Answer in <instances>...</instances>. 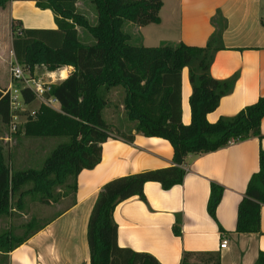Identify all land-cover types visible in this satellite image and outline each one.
<instances>
[{
	"label": "trees",
	"instance_id": "obj_1",
	"mask_svg": "<svg viewBox=\"0 0 264 264\" xmlns=\"http://www.w3.org/2000/svg\"><path fill=\"white\" fill-rule=\"evenodd\" d=\"M9 1L0 0V8ZM77 1L36 0L37 7L53 12L56 24L53 29L24 28L20 20L11 21L12 51L24 70L32 74L37 67H43L45 72L69 66L72 70L45 93L57 99L60 109L40 104L37 111L27 114L22 125L25 136H65L67 140L48 154L40 168L16 171L4 161L0 145V216L11 214L12 198L16 195L14 206L21 209L26 195L39 196L41 202L48 203L56 200V190L62 186L66 192L76 190L77 174L100 162L101 144L112 136L103 111L108 106V92L121 86L124 91L121 105L127 119L134 122L135 132L168 140L173 148V164L117 177L102 185L87 223L89 264H160L148 253L118 245L114 208L133 196L145 200L143 185L147 181L159 182L164 189L180 184L185 174L182 165L188 154L206 153L233 141L260 137L264 94L235 115L210 123L207 113L218 106L220 98L234 85L233 79L219 80L210 75L214 53L210 41L203 47L183 42L132 45L130 35L123 30L124 23L138 26L159 23L162 0H90L96 14L94 24L78 10ZM79 29L93 41L84 42ZM184 67H188L192 89L189 124L181 120ZM4 90L0 87V121L8 125L11 114ZM21 94L25 104L35 100L27 88L21 89ZM124 136L126 140L133 139L131 133ZM258 165L238 203L237 233L260 230L264 149L259 150ZM27 184L30 186L23 189ZM222 192L220 185L211 182L206 208L213 219ZM34 223V218L26 222L25 234L20 237L10 230L0 232V253L14 250L42 228ZM174 232H180L178 226ZM178 264H220V254L185 251ZM256 264H264V252H259Z\"/></svg>",
	"mask_w": 264,
	"mask_h": 264
},
{
	"label": "crops",
	"instance_id": "obj_2",
	"mask_svg": "<svg viewBox=\"0 0 264 264\" xmlns=\"http://www.w3.org/2000/svg\"><path fill=\"white\" fill-rule=\"evenodd\" d=\"M1 15L9 20L10 41L12 20H20L24 28H56L53 12L37 7L36 0H11L0 8ZM159 15V23H132L127 32L130 38L139 36L144 46L183 42L203 47L210 41L214 49L210 75L219 80H234L232 90L207 113L210 123L235 115L264 94V0H162ZM191 91L189 70L184 67V124L191 119ZM54 107L59 110V102ZM120 107L124 112L121 104ZM115 115L106 121L118 129ZM119 115L127 133L111 134L101 144L100 162L77 174L71 204L46 220L20 246L0 253L6 264H89L87 223L102 185L117 177L173 164V148L168 140L136 133L134 123L126 122L124 113ZM260 132V137L233 141L206 153L188 154L180 184L164 189L159 182L147 181L143 185L145 200L133 196L117 204L113 219L118 245L148 253L160 264H178L185 251L219 252L220 264H256L259 252H264V204L260 209L259 232L237 233L235 225L238 203L251 174L258 170L259 150L264 149V116ZM129 133L133 134L131 141L124 138ZM211 182L223 188L215 219L206 208ZM177 226L178 234L174 232ZM222 236L228 240L223 249L219 247Z\"/></svg>",
	"mask_w": 264,
	"mask_h": 264
},
{
	"label": "rangeland",
	"instance_id": "obj_3",
	"mask_svg": "<svg viewBox=\"0 0 264 264\" xmlns=\"http://www.w3.org/2000/svg\"><path fill=\"white\" fill-rule=\"evenodd\" d=\"M78 10L83 12L90 20L92 24L96 21V14L94 7L91 2H86L81 0L77 6ZM134 24V23H133ZM131 22H125L123 25V30L125 32H130ZM137 26V25H136ZM83 41L86 43H91L93 41L92 37L87 34L81 33ZM137 35L130 38V44L139 45ZM137 39V40H136ZM12 48L10 41V27L9 20L6 17L0 16V87L6 88L8 82L10 81V70L9 63L14 58L12 57ZM27 75L28 71L24 70ZM30 73V72H29ZM43 67H37L34 72L35 75L43 79H48ZM32 74V73H31ZM18 84V83H17ZM124 95L123 88L121 86H116L112 88L108 96V106L103 111V117L105 120H109L113 113H116L115 118L116 123H118V129L114 126H110L111 134L118 135L119 133H127V127L123 126L121 122L120 113L122 109L120 107L122 97ZM41 103L35 99L34 102L27 107H22V110L18 113V117L15 120L17 124V131L15 133L10 132L9 125L3 124L0 121V145L2 146V152L4 161L8 164L12 171L28 169V168H40L43 161L48 156V154L60 143L67 140L65 136H51V137H30L25 136L22 133V125L26 120L28 113L37 111ZM126 122L133 124L134 122L127 119L125 114L123 115ZM108 122V121H107ZM19 130V131H18ZM112 137V136H111ZM8 138V139H6ZM72 183V178L70 179V184ZM27 184L23 189L29 187ZM66 188L63 186L56 190L55 201H50L48 203L41 202L38 197L26 195L23 197V204L21 209H17L14 206V200L17 195L12 198V212L10 215L0 216V232L5 230H10L15 236H23L25 234L26 228L23 226L26 222L35 219V226H41L46 220L54 216L64 207L68 206L72 202V192H66ZM34 223V224H35ZM0 264H6L5 260L0 257Z\"/></svg>",
	"mask_w": 264,
	"mask_h": 264
},
{
	"label": "built area",
	"instance_id": "obj_4",
	"mask_svg": "<svg viewBox=\"0 0 264 264\" xmlns=\"http://www.w3.org/2000/svg\"><path fill=\"white\" fill-rule=\"evenodd\" d=\"M11 55L13 57V53ZM9 70H10L9 85L5 88L3 93L8 94L9 97V109L11 114V121L8 125L10 128V132L12 134L17 131V124L15 123V120L18 117V113L22 110V107L26 105L24 103L21 94V89L23 88L29 89L34 94L35 99H37L41 104H45L48 107L55 109L54 103L58 102L57 99L54 98L53 96H45V93H47L50 90L52 84H55L65 79L69 75L72 69H70L69 67H64L58 71L46 72L45 74L48 79H43L42 77H38L34 73L33 74L29 73V71L27 72L28 74L26 75L22 65L19 64L14 57L12 61H10L9 63ZM62 71H66V76L64 78L61 75ZM34 112L35 111L31 113ZM227 244H228V240L222 236L219 247L223 249L227 246Z\"/></svg>",
	"mask_w": 264,
	"mask_h": 264
},
{
	"label": "bare ground",
	"instance_id": "obj_5",
	"mask_svg": "<svg viewBox=\"0 0 264 264\" xmlns=\"http://www.w3.org/2000/svg\"><path fill=\"white\" fill-rule=\"evenodd\" d=\"M61 75L64 78L66 76V71H62Z\"/></svg>",
	"mask_w": 264,
	"mask_h": 264
}]
</instances>
